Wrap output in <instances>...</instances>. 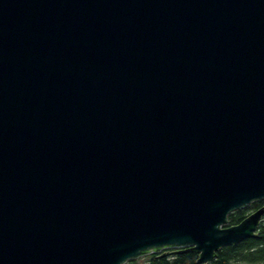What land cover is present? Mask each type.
<instances>
[{"label":"water","instance_id":"95a60500","mask_svg":"<svg viewBox=\"0 0 264 264\" xmlns=\"http://www.w3.org/2000/svg\"><path fill=\"white\" fill-rule=\"evenodd\" d=\"M264 0H0V264H125L257 237Z\"/></svg>","mask_w":264,"mask_h":264},{"label":"trees","instance_id":"16d2710c","mask_svg":"<svg viewBox=\"0 0 264 264\" xmlns=\"http://www.w3.org/2000/svg\"><path fill=\"white\" fill-rule=\"evenodd\" d=\"M253 205L259 207L264 201H255ZM250 206L231 212L228 216V224L240 223L246 216V210ZM257 237L247 238L235 245H228L217 251L216 257L209 263L201 264H245V262H264V218L258 227ZM163 252L151 253L146 264H199V253L187 251L174 255L163 256ZM148 255V254H147ZM133 261V260H132ZM126 264V263H125Z\"/></svg>","mask_w":264,"mask_h":264},{"label":"rangeland","instance_id":"374dc122","mask_svg":"<svg viewBox=\"0 0 264 264\" xmlns=\"http://www.w3.org/2000/svg\"><path fill=\"white\" fill-rule=\"evenodd\" d=\"M248 206H250V208L246 210V216H248L251 212L256 210V206L253 205L252 203ZM168 251H171V250L168 249ZM149 255L150 254L141 256V257L136 258V259H132L133 261L132 260L126 261V264H146V260H147ZM245 264H264V262H259V261L258 262H245Z\"/></svg>","mask_w":264,"mask_h":264},{"label":"flooded vegetation","instance_id":"af4514ba","mask_svg":"<svg viewBox=\"0 0 264 264\" xmlns=\"http://www.w3.org/2000/svg\"><path fill=\"white\" fill-rule=\"evenodd\" d=\"M262 206H264V204L259 205V207H257L256 209H258V208H260V207H262Z\"/></svg>","mask_w":264,"mask_h":264},{"label":"clouds","instance_id":"9594fccd","mask_svg":"<svg viewBox=\"0 0 264 264\" xmlns=\"http://www.w3.org/2000/svg\"><path fill=\"white\" fill-rule=\"evenodd\" d=\"M164 251H168V250H163L162 252H164Z\"/></svg>","mask_w":264,"mask_h":264}]
</instances>
